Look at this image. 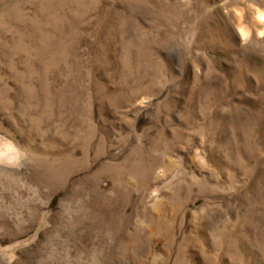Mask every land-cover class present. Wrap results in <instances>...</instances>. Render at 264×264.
I'll list each match as a JSON object with an SVG mask.
<instances>
[{"label": "rangeland", "instance_id": "obj_1", "mask_svg": "<svg viewBox=\"0 0 264 264\" xmlns=\"http://www.w3.org/2000/svg\"><path fill=\"white\" fill-rule=\"evenodd\" d=\"M0 264H264V0H0Z\"/></svg>", "mask_w": 264, "mask_h": 264}]
</instances>
